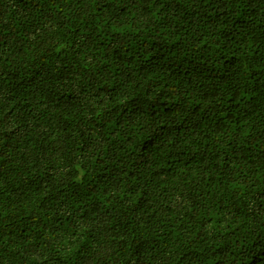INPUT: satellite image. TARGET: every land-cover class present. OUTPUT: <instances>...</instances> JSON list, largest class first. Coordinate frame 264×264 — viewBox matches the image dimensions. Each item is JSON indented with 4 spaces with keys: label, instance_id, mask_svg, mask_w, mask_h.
<instances>
[{
    "label": "trees",
    "instance_id": "1",
    "mask_svg": "<svg viewBox=\"0 0 264 264\" xmlns=\"http://www.w3.org/2000/svg\"><path fill=\"white\" fill-rule=\"evenodd\" d=\"M0 264H264V0H0Z\"/></svg>",
    "mask_w": 264,
    "mask_h": 264
}]
</instances>
